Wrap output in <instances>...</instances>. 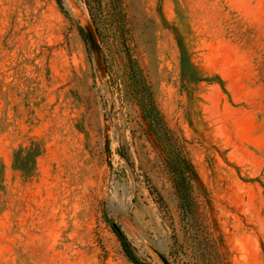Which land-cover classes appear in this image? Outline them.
<instances>
[{
    "label": "rangeland",
    "instance_id": "obj_1",
    "mask_svg": "<svg viewBox=\"0 0 264 264\" xmlns=\"http://www.w3.org/2000/svg\"><path fill=\"white\" fill-rule=\"evenodd\" d=\"M114 225L264 264V0H0V264H134Z\"/></svg>",
    "mask_w": 264,
    "mask_h": 264
},
{
    "label": "trees",
    "instance_id": "obj_2",
    "mask_svg": "<svg viewBox=\"0 0 264 264\" xmlns=\"http://www.w3.org/2000/svg\"><path fill=\"white\" fill-rule=\"evenodd\" d=\"M81 33L85 37L86 40H88L87 35L84 33L82 29ZM160 128L166 130L168 132V140H170L169 147L167 148V151L174 155L173 157V163H171V169H173V172L176 176L181 177L182 180L186 179V176H195V172L193 169L192 163L189 161L185 154V149L183 144L175 142L176 137H174L169 128L162 125ZM172 141V142H171ZM113 230L116 233L117 237L119 238L121 245L123 247V250L130 261H132L134 264H142L139 257L136 255L135 251L133 250V247L131 243L129 242L128 238L126 237L125 233L121 228L117 225L113 226Z\"/></svg>",
    "mask_w": 264,
    "mask_h": 264
}]
</instances>
